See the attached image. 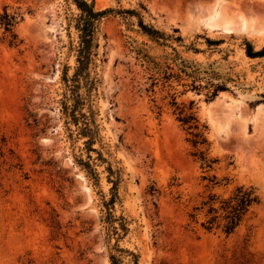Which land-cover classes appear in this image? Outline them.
<instances>
[{
  "label": "rangeland",
  "instance_id": "374dc122",
  "mask_svg": "<svg viewBox=\"0 0 264 264\" xmlns=\"http://www.w3.org/2000/svg\"><path fill=\"white\" fill-rule=\"evenodd\" d=\"M198 1L94 0L98 9L144 4L146 22L181 34V42L169 44L228 87L208 99L206 90L183 86L187 79L174 82L178 102L194 101L207 126L211 155L220 159L212 174L229 177V184L212 187L203 179L169 89L160 83L151 90L132 46L160 59L173 49L150 41L127 14H109L101 25L93 146L121 174L115 206L130 231L120 244L137 254L138 264H264V57H249L243 45L248 40L264 47V33L210 29L199 8L205 2ZM256 1L223 2L258 24L264 0ZM6 5L24 18L15 26L18 45H10L0 28V264H109L99 211L100 194H110L108 163L96 162L94 184L76 160L87 156L85 137L70 139L62 103L64 71L71 77L76 66V7L72 0H0V12ZM228 120V130L220 132ZM79 171L91 188L86 207L80 206ZM237 185L254 186L260 202L233 234L207 232L190 220L207 193L227 197ZM123 260L132 264L129 256Z\"/></svg>",
  "mask_w": 264,
  "mask_h": 264
},
{
  "label": "trees",
  "instance_id": "16d2710c",
  "mask_svg": "<svg viewBox=\"0 0 264 264\" xmlns=\"http://www.w3.org/2000/svg\"><path fill=\"white\" fill-rule=\"evenodd\" d=\"M77 13L73 17L74 27L78 33L76 50V66L71 77L67 69L64 71L63 80L66 85V93L62 101L64 114L67 118V129L71 140L80 136L85 137V151L87 156L79 157L77 162L85 170L87 175L93 179L94 184H99V174L96 162L108 163L107 159L93 145L97 140L98 131L95 124V111L92 104L94 91L98 88V77L95 75L96 60L99 55L101 25L103 19L109 14L129 15L137 19L139 31L150 41L162 46H170L173 53L166 54L163 59L150 54L149 50L143 46L133 45L132 49L136 53V59L140 65L149 73L151 80V90L160 83L163 88L169 89L170 105L174 107V114L183 126L190 138L188 141L195 148L192 153L196 157L204 175L203 179L211 182V186L227 185L230 178L224 176L218 178L215 171L220 159L211 155L212 143L207 136V126L201 121L194 101L187 105L178 102L177 91L174 82H183V86H188L197 92L206 90L208 99L214 98L219 91L227 90L228 87L217 81L213 70L201 67L198 63L191 62L182 57L176 48L169 44L171 41L181 42V34H169L146 22L145 14L148 13L146 6L142 3L139 8L121 9L108 7L98 9L94 0H72ZM23 13L18 10H10L9 6H4L0 12V28L4 33V39H8L10 45H18L19 37L15 32V26L23 20ZM174 32H178L175 28ZM210 44H220L222 40H212L207 38ZM145 45V43H143ZM245 52L249 57H264V47L256 49L251 41L244 43ZM84 88V92L81 89ZM148 90V89H147ZM160 109V106H157ZM160 112V111H159ZM74 125L76 128H72ZM96 152V156L92 155ZM108 181L111 184L110 194L106 199L101 195L99 204L100 220L105 227V240L109 249V264H123L124 258L129 256L132 264H138L137 254L121 246L120 242L128 235L130 223L124 214H117L116 201L118 199V186L121 181V174L115 170L110 163L107 164ZM260 202V196L254 186L237 185L231 194L224 197L217 193L209 192L202 200L193 206L189 213L190 220L199 224L207 232H222L229 236L235 232L244 220L251 208Z\"/></svg>",
  "mask_w": 264,
  "mask_h": 264
},
{
  "label": "bare ground",
  "instance_id": "6f19581e",
  "mask_svg": "<svg viewBox=\"0 0 264 264\" xmlns=\"http://www.w3.org/2000/svg\"><path fill=\"white\" fill-rule=\"evenodd\" d=\"M200 1H198L199 4H200ZM223 1L224 0H204L203 1V2H205V4H202V5H204L205 7H201L202 6L201 5L199 8H201V10L203 8V12H202L203 13V19L202 20L206 24L204 26H207L210 29L220 28V30L223 29L226 32H228V31L231 32V31L241 30V31H244L245 33L247 32V33H249L251 35H261V34L264 33V17H261V20H260V18L257 19L256 17H254V18H256V20H260V22L258 24H255L253 22H250L247 19V18H249L250 15H248V17H246L247 15L245 16L243 13H241V10H239L240 11L239 12V11H237V10L234 9L235 7L233 9H230V7L229 8L226 7V4L227 3L224 5V2ZM196 3H197V1H196ZM262 5H264V3ZM227 6H229V5H227ZM197 8H198V6H197ZM197 8H194V9H197ZM194 9H192L190 11H192V13H193ZM198 9L196 11H198ZM251 11H253V10H251ZM187 14H189V13L187 12ZM198 14L200 15V13H198ZM198 14H196V15H198ZM257 16H258V14H257ZM186 18H189L190 19V17H186ZM262 18H263V20H262ZM193 19H194V17H193ZM253 19L251 21H253ZM184 20L187 21V19H184ZM198 20H199V18H198ZM197 24H198V21H197ZM233 99L234 100H237L235 98H233ZM229 124H230V120H228L225 125H223V126H221L219 128L220 132H221V130L223 132L224 131H227L228 130V127H229ZM217 129H218V127H217ZM78 175H79L80 180H81L79 182V185H80V188L82 189L84 195L87 197V200H88L87 206H88L91 203V200H92L91 199L92 198L91 188L86 183L85 178L82 175V172L79 171V174Z\"/></svg>",
  "mask_w": 264,
  "mask_h": 264
},
{
  "label": "water",
  "instance_id": "95a60500",
  "mask_svg": "<svg viewBox=\"0 0 264 264\" xmlns=\"http://www.w3.org/2000/svg\"><path fill=\"white\" fill-rule=\"evenodd\" d=\"M78 181L80 182V178H78ZM88 203L87 197L84 195L82 203L80 204L81 207H86Z\"/></svg>",
  "mask_w": 264,
  "mask_h": 264
}]
</instances>
